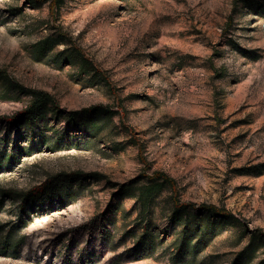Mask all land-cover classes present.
I'll return each instance as SVG.
<instances>
[{"label":"rangeland","instance_id":"rangeland-1","mask_svg":"<svg viewBox=\"0 0 264 264\" xmlns=\"http://www.w3.org/2000/svg\"><path fill=\"white\" fill-rule=\"evenodd\" d=\"M0 72V118L21 88L110 111L0 119V264H174L185 229V264H264V0H0ZM74 173L67 203L20 197Z\"/></svg>","mask_w":264,"mask_h":264},{"label":"trees","instance_id":"trees-1","mask_svg":"<svg viewBox=\"0 0 264 264\" xmlns=\"http://www.w3.org/2000/svg\"><path fill=\"white\" fill-rule=\"evenodd\" d=\"M34 0H31L33 2ZM55 2L56 7H61L64 3V0H53ZM51 49L50 46L46 45L43 47L44 51H49ZM64 50L63 52H65ZM78 57H83L80 52H78ZM2 77V72H0V79ZM3 80V78L1 79ZM20 92L26 93L31 95V102L27 106V108L21 112H19L16 116L13 117H2L0 119L10 122V123H18L22 119H25L29 128L31 137L34 138L36 135L35 126L36 124L39 125L42 121H44L48 114L52 112L55 115V118L64 117L66 120V124L68 126L82 123L83 126H86L89 131L95 129L97 127V121L95 118H87L85 120L80 119V115H93V117L98 116L100 113L104 112L105 115H110V111L108 108L102 106H94L90 108L83 109L81 111H70L66 114L60 109V107L54 102V99L50 96V94L42 91H27L21 88ZM114 114V113H113ZM95 119V120H94ZM43 132V130H41ZM17 155V151L13 152L11 156H9L10 161L15 160ZM2 160H0L1 166ZM78 176H82L83 179H88L91 177H95L96 174H71L70 178H66L64 181L61 180H49L44 184H41L26 194L20 195V197L24 200L25 203H29L30 205H37L43 206L45 203L52 204L55 200H58L62 203H67L69 201L68 192L73 187L75 180ZM153 181H155L152 185L147 188L148 196H152L154 192H160L164 188V183H170L171 186L174 187V180L165 174L156 173L154 176L151 177ZM80 187L83 186L82 183L79 184ZM175 214H180L183 210H185L189 205L188 204H181L180 201L175 202ZM203 209L213 212L218 217L225 219L227 217V213L222 208H218L217 206H203ZM190 233L187 229L183 232V239L181 240V244H179L178 248L176 249V254L173 257L174 264H185V258L191 253L190 252V243H188L187 234ZM264 238V236H261ZM204 237L202 236V239ZM199 243H197L194 249L197 248ZM251 249V247L249 248ZM194 253V252H193ZM181 259V261L179 260Z\"/></svg>","mask_w":264,"mask_h":264}]
</instances>
